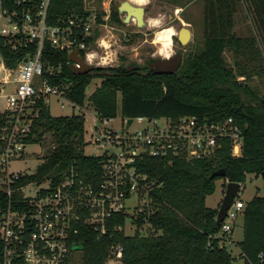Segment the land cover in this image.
I'll return each instance as SVG.
<instances>
[{
  "label": "trees",
  "instance_id": "obj_1",
  "mask_svg": "<svg viewBox=\"0 0 264 264\" xmlns=\"http://www.w3.org/2000/svg\"><path fill=\"white\" fill-rule=\"evenodd\" d=\"M12 0H7L11 2ZM177 4L179 0H162ZM203 15L202 48L186 53L175 73L156 74L145 66L94 67L80 75L68 67L67 55L46 46L47 61L60 66L55 75H47L52 84L70 82L68 96L84 105L85 90L99 77L101 83L88 96L100 117L120 114L195 116L200 121L222 123L228 117L239 129L240 154L232 155V141L223 137L213 154L201 158H175L167 163L162 158L147 157L143 169L154 178L151 190L154 211L139 214L137 224L148 217L153 234L126 235L110 230L99 240L94 231L81 230L76 239L82 241L80 264H105L112 243L123 245L121 264H232L234 257L227 245L220 246L213 234L219 231L215 218L217 208L206 205L205 198L215 190V180L244 182L247 173L264 171V94L249 83L254 75H264V0H201ZM249 18L248 36L235 31L237 14ZM87 13L84 0H52L50 16ZM100 15V13L98 12ZM109 23L123 25L117 6H111ZM95 36V32H94ZM134 34H127V37ZM232 54V62L224 52ZM0 52L8 65L15 63L0 37ZM245 76L246 82L237 80ZM119 95V98H118ZM4 115L0 113V126ZM85 118L83 115L53 116L47 106L34 119L29 140L44 148L42 162L35 172L18 181L56 183L71 163L77 161L80 174L89 181L99 174L96 157L84 154ZM47 137L49 140H47ZM219 168L224 176L209 175ZM18 193L14 194L17 198ZM7 201L0 191V208ZM125 214L114 216L110 225L122 224ZM243 237L237 242L244 264H264V197L254 195L244 203L241 213ZM2 243L0 242V259Z\"/></svg>",
  "mask_w": 264,
  "mask_h": 264
},
{
  "label": "built area",
  "instance_id": "obj_2",
  "mask_svg": "<svg viewBox=\"0 0 264 264\" xmlns=\"http://www.w3.org/2000/svg\"><path fill=\"white\" fill-rule=\"evenodd\" d=\"M51 1L0 0V37L16 55L15 63L8 65L0 52V96L5 102L0 111L4 115L0 126V191L7 197L0 208V264H67L74 246L82 245L76 239L81 230L94 231L99 240L110 230L123 231L122 224L110 225L114 216L131 214L137 218L141 213H152L151 190L156 181L141 169L147 157L167 163L175 158L206 157L223 137L231 138L232 155H239L241 149L240 132L231 117L222 123H209L188 115L174 119L120 115L114 123L117 115L100 117L88 96L84 105L71 99L70 82L49 81L47 75L57 74L60 66L48 63L46 46L64 52L68 64L74 50L86 64H92V48L98 44L94 30L108 22L111 5L109 0L102 1L100 15L87 10L50 16ZM52 101L66 110L62 115L85 118L86 106L92 107L90 128L84 130V154L96 157L99 174L93 181L86 180L74 161L56 183L49 178L17 184L35 171L13 172L9 163L22 157L34 143L28 139L32 123L43 105L50 108ZM134 123L138 126L130 129ZM243 208L244 202L234 198L219 231L213 234L220 246L232 244L233 227L226 219L233 222ZM143 224L149 234L155 232L148 217L143 218ZM122 255V243H112L108 261L121 262Z\"/></svg>",
  "mask_w": 264,
  "mask_h": 264
},
{
  "label": "rangeland",
  "instance_id": "obj_3",
  "mask_svg": "<svg viewBox=\"0 0 264 264\" xmlns=\"http://www.w3.org/2000/svg\"><path fill=\"white\" fill-rule=\"evenodd\" d=\"M102 1L107 0H84V8L86 10H95L99 12ZM111 6H118L121 0H109ZM107 3V2H106ZM145 7V25L137 27L134 20L123 23V25H115L107 22L95 28V37L98 38V44L93 46L95 51L93 63L94 67H117L123 66L130 69L138 67L144 71L147 62L154 58L165 57L174 52L181 53L182 58L190 51L200 50L202 48L203 34V15L201 0H179V3L173 4L162 0H143L141 3ZM124 16V14L122 15ZM172 27L174 34L171 39L169 48H164L156 41L155 33L162 27ZM185 26L190 29L191 36L185 44H181L177 39V30ZM249 18L245 13L240 11L236 17L235 31L242 36H248L250 33ZM134 36L127 37V34ZM125 36V37H124ZM224 57L228 62H232V54L229 51L224 52ZM93 70V69H92ZM237 80L246 82L245 76H237ZM101 79L95 77L85 90L86 97L99 86ZM249 83L254 86L258 92L264 94V75H254L249 79ZM119 98V95H118ZM5 107V102L0 96V111ZM50 113L53 116H59L66 112L62 110L53 101L50 103ZM92 107L86 106L85 113V129L89 130L91 125V115H93ZM88 112V113H86ZM120 114L114 119V123L119 120ZM134 123L130 129L136 128ZM47 140L49 138L47 137ZM44 151L37 143H32L27 147V153L18 160L12 159L9 163V169L13 172L25 171L27 173L34 172L37 166L42 162L40 154ZM228 180L220 177L215 180V190L205 198V203L211 208L219 207L225 193L226 183ZM254 195L264 197V179L260 174L247 173L244 182L240 183V188L235 198L241 199L244 203L251 199ZM239 214L235 220L226 219L234 228L233 240H239L242 237V228L240 224ZM135 215H126L123 222V232L126 235H133L136 232L141 234H149L146 224L140 226L136 222ZM220 244V243H219ZM231 255L235 258L232 264H244L239 259L237 248L232 242L227 246ZM80 250H73L69 254L67 264H80ZM105 264H121V262H110L108 259Z\"/></svg>",
  "mask_w": 264,
  "mask_h": 264
},
{
  "label": "water",
  "instance_id": "obj_4",
  "mask_svg": "<svg viewBox=\"0 0 264 264\" xmlns=\"http://www.w3.org/2000/svg\"><path fill=\"white\" fill-rule=\"evenodd\" d=\"M117 10L120 14L123 23L129 22L131 20L135 21L137 27H141L145 25V7L141 4H134L129 0H121L119 5L117 6ZM124 14V16H122ZM191 36V31L189 28L185 26H181L177 30V39L181 44H185ZM69 59L71 62L68 64L70 71L75 75L85 74L91 71L94 66L91 64H86L83 61V58L77 55L76 50L72 51L69 54ZM182 61L181 53H174L169 56L154 58L151 61L147 62L148 69L152 70L156 74H165V73H175L178 67L180 66ZM74 62L78 63V66L74 64ZM131 118L128 119V123H130ZM225 170L223 168H219L214 170L209 177L212 178L214 176H224ZM264 179V171L260 174ZM240 188V182L236 181H228L226 183L225 193L221 200V203L218 207L215 223L219 225L220 222L226 216L227 209L232 204L238 190ZM82 245L74 246V249H81Z\"/></svg>",
  "mask_w": 264,
  "mask_h": 264
},
{
  "label": "bare ground",
  "instance_id": "obj_5",
  "mask_svg": "<svg viewBox=\"0 0 264 264\" xmlns=\"http://www.w3.org/2000/svg\"><path fill=\"white\" fill-rule=\"evenodd\" d=\"M134 4H140L143 0H129ZM174 34V29L172 27H162L158 29L155 33L156 41L159 42L164 48H169L171 44V39Z\"/></svg>",
  "mask_w": 264,
  "mask_h": 264
},
{
  "label": "crops",
  "instance_id": "obj_6",
  "mask_svg": "<svg viewBox=\"0 0 264 264\" xmlns=\"http://www.w3.org/2000/svg\"><path fill=\"white\" fill-rule=\"evenodd\" d=\"M239 217H240V224H241V228H242V237H243L242 217H241V215ZM233 232H234V228L232 229L231 236H233ZM242 237H241V239H242ZM241 239H239V240H233V238H232L233 243L235 244V246L237 248L238 257H239V248L237 247V242H239ZM239 259L243 261V259L241 257H239Z\"/></svg>",
  "mask_w": 264,
  "mask_h": 264
},
{
  "label": "flooded vegetation",
  "instance_id": "obj_7",
  "mask_svg": "<svg viewBox=\"0 0 264 264\" xmlns=\"http://www.w3.org/2000/svg\"><path fill=\"white\" fill-rule=\"evenodd\" d=\"M174 53H177V52H174Z\"/></svg>",
  "mask_w": 264,
  "mask_h": 264
}]
</instances>
